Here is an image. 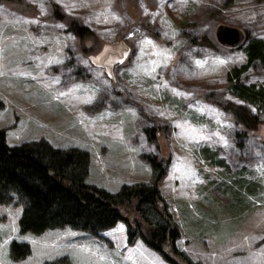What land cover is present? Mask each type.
Segmentation results:
<instances>
[{
	"label": "rangeland",
	"instance_id": "374dc122",
	"mask_svg": "<svg viewBox=\"0 0 264 264\" xmlns=\"http://www.w3.org/2000/svg\"><path fill=\"white\" fill-rule=\"evenodd\" d=\"M51 2L95 31L99 49L70 44L47 17ZM219 26L238 41L190 42ZM247 34L264 39V0H0V129L8 146L43 139L87 151L86 183L110 193L152 183L155 160L180 251L200 264H264V122L238 148V127L217 105L236 101L226 73L245 62ZM263 80L258 65L244 76ZM238 171L259 184L239 202L228 187ZM21 212L0 206V264H168L140 238L129 243L124 222L34 235L20 232ZM13 241L29 254L14 261Z\"/></svg>",
	"mask_w": 264,
	"mask_h": 264
},
{
	"label": "trees",
	"instance_id": "16d2710c",
	"mask_svg": "<svg viewBox=\"0 0 264 264\" xmlns=\"http://www.w3.org/2000/svg\"><path fill=\"white\" fill-rule=\"evenodd\" d=\"M47 17L64 25L71 38L70 44L77 45L81 54H93L99 49L101 40L98 34L80 18L64 12L58 4H48ZM213 35L214 39L208 35L191 37L190 42L214 49L236 38V35L225 36L220 26ZM244 40L245 44L238 43V46L245 53V62L226 73L228 84L225 92L236 101L227 99L217 103L238 127L235 133L238 148H242L249 133H255L264 122V80L244 81L245 74L254 65L264 70V39L247 34ZM149 132L152 134V130ZM149 161L154 174L152 183L122 185L118 191L110 193L86 183L87 151L57 149L43 139L8 146L5 130L0 129V206L22 207L18 221L21 233L38 235L46 230L69 226L98 235L118 222H124L129 243L140 238L148 248L160 253L168 264H200L175 245L179 237L178 228L157 187L161 168L155 160ZM218 164L226 168L222 161ZM231 181L237 186L228 187L235 188L231 192L238 195V202L253 197L259 188L257 182L240 177L239 171L238 178ZM19 249L21 252L15 254ZM29 252L26 244L11 242L10 253L14 261L23 259ZM50 264L70 263L61 258Z\"/></svg>",
	"mask_w": 264,
	"mask_h": 264
},
{
	"label": "flooded vegetation",
	"instance_id": "af4514ba",
	"mask_svg": "<svg viewBox=\"0 0 264 264\" xmlns=\"http://www.w3.org/2000/svg\"><path fill=\"white\" fill-rule=\"evenodd\" d=\"M223 32H224V35L225 36H232V35H236V38H238V35H237V32H236V30L234 31V30H231V29H223ZM241 37V36H240ZM235 38V39H236Z\"/></svg>",
	"mask_w": 264,
	"mask_h": 264
},
{
	"label": "water",
	"instance_id": "95a60500",
	"mask_svg": "<svg viewBox=\"0 0 264 264\" xmlns=\"http://www.w3.org/2000/svg\"><path fill=\"white\" fill-rule=\"evenodd\" d=\"M224 30H225V29H224ZM231 30H234V29H231ZM234 31H235V30H234ZM241 38H242V37H240V36H239V40H241ZM236 41H238V38H237V40H236Z\"/></svg>",
	"mask_w": 264,
	"mask_h": 264
}]
</instances>
